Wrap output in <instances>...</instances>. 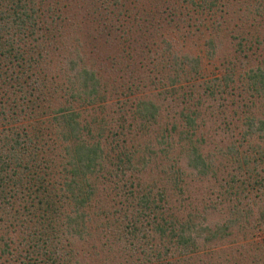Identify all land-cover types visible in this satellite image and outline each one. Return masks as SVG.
<instances>
[{"label": "trees", "instance_id": "1", "mask_svg": "<svg viewBox=\"0 0 264 264\" xmlns=\"http://www.w3.org/2000/svg\"><path fill=\"white\" fill-rule=\"evenodd\" d=\"M124 17L144 33L162 27L144 61L165 79L156 96L133 81L118 89L85 50L115 43L131 27ZM180 29L199 33L204 57L225 42V65L208 74L202 56L178 54ZM196 85L241 113L245 139L264 131V110L253 111L264 96V0H0V264H92L101 251L124 252L123 264H236L238 253L239 264H264V146L228 144L230 164L217 170L202 151ZM184 168L219 202L190 199ZM218 204L224 218L205 221Z\"/></svg>", "mask_w": 264, "mask_h": 264}, {"label": "rangeland", "instance_id": "2", "mask_svg": "<svg viewBox=\"0 0 264 264\" xmlns=\"http://www.w3.org/2000/svg\"><path fill=\"white\" fill-rule=\"evenodd\" d=\"M122 20L125 26H127L126 24L130 23L129 25L131 27H128L127 32L126 30L121 32L119 38L118 39L116 38V40L114 41L115 43L108 44L106 42H101V46H99L98 42L97 43L90 42L88 43L87 46H85V50H90L91 53L89 54H93L94 57H98V62H99L98 66H100L99 68H100L101 73L103 75H107L109 79H113L114 83L112 85H116L118 89L122 88V86H124V83L128 81H133L134 83L137 84L138 87L141 88L142 94L156 96V93L163 89L160 82L165 79L162 77L163 76L162 72L149 68L152 59L150 60L148 64L144 61H146V57L148 54L147 49L150 47V50H151L152 47H154L155 45H158L160 34L162 32L161 31L162 27L157 28L156 30L157 33L153 35L155 30H150L147 32L145 31L144 33V31H142V27L139 29L135 25V23L131 22L132 20L127 21L125 17ZM123 28L125 29V27ZM123 28H122V25L121 27H119V29L121 30ZM174 31L172 32L174 38L171 41V43L173 44V49L178 54H183L184 52L189 55L198 54L199 56H202L201 63L202 65L205 66L206 72H208V74H209V71L214 72L215 70H217V68H221L222 66L225 65V62H226L225 58L228 57L227 52H226L227 47L225 46V42L222 43L219 46V48H217V51L215 52L214 57H211V58L204 57V50L200 48L201 36L197 35L198 32L188 33L186 32L185 29H180V31L175 32L174 34ZM85 39H87V37ZM115 56L121 62L119 64L121 66L124 64L130 63L131 66L133 67L132 71L131 72L125 71L122 68L120 69L118 64L110 63V61H112V58L113 60L116 59ZM142 58L144 59L142 60ZM214 64H218L216 65L217 67H214ZM113 66L117 68L113 69ZM128 72H130V74H128ZM199 77L201 76H195V77L189 76L187 79L194 80L197 82ZM181 80H184V79L181 78ZM142 82H145V84L142 85ZM187 83H190V82L188 81ZM197 86L198 85H196V87ZM166 87L167 85H164V88ZM200 87L201 85L197 87L196 91L198 92V95L203 101V104L206 105V107L204 108L206 110L203 109L204 112L202 114L204 118V123L202 126H200L202 135L205 138V141L203 142V145H202L203 146L202 151L208 152L214 166L218 168L217 170H225V167L227 166H225L224 169H219V167L223 166V164L225 165L230 164V158H228V154L226 153V146L228 144H233L235 148H237V150L245 148L246 145H248V141L250 142V144L258 142L260 145L264 146V131L261 132L259 136L250 137L249 140L245 139V137H243L242 130H241L242 128L241 113L233 112L231 102L227 101L226 99H220V98H217L216 96H214L215 98L211 99V96H208L206 93H204ZM136 92L137 91H135V93ZM114 95L115 94L113 93L112 96H109L111 97V99H114V100L110 99L109 102L105 103L104 105L105 108L103 109L102 113H105L106 116H109L111 114L112 112L111 107L115 109L118 106V104L115 103V99L119 100L118 103H120V99L118 98L120 97L124 98V97L131 96L127 92L122 93L121 95H116V97H113ZM224 95L229 96L227 93H224ZM160 96H162V98L159 102L164 108L165 105L167 104V101H166L167 98L165 97L166 94L162 92ZM159 99L160 97L159 98L157 97V100ZM256 103L257 105L253 111H254V114H257L258 116L260 115L259 111H262L261 109L264 110V96L257 98ZM167 108L163 109L162 113H164L166 118L169 119V115L166 114ZM113 116H116L115 112L113 113ZM114 123L115 121L108 120L107 125H109L108 127L111 128L110 130L115 129V127H113ZM103 134L104 136H106L108 141L109 139L112 140V135L109 129L105 130ZM128 144L129 142L127 143V145ZM156 164H158V166L156 168L151 166V169L149 171L150 174H154L152 176H155V175L158 176L159 167L161 166L160 165L161 163H156ZM188 172H190L189 169L184 168V173L188 174ZM188 175L189 176L186 177V181H188L186 193L189 194L190 199H193L195 201H200L202 203L209 202L210 200L212 201L215 200L216 202H219L220 196L217 194V190L211 187V182L205 181V179L203 178L197 179L191 173ZM246 200L247 199L244 198V201L240 204L243 206L242 208L245 207L244 204L246 203ZM222 208H223V205L218 204L217 208L211 209L208 212L207 218L205 221L207 222L221 221L225 216L222 213L223 211ZM254 215H255V209L253 210V213L249 215L251 218H249L245 223V226L247 228L254 227V223H255ZM250 230L253 231L254 229H250ZM254 231H257V230H254ZM95 237L96 236L93 237L94 247H91L90 249L96 248L98 242L101 240V238L96 239ZM230 244L231 245L228 246L230 252L233 250V248L239 250V252H243L239 249V247H235L236 244L234 245V247L232 246V243ZM220 246L223 249L226 248L224 247L223 243L221 245H218L217 247L220 248ZM123 253L124 252H122L121 255L117 254L116 256L113 257V255H110V253L105 254L104 252L101 251L99 252V256H96L93 259L95 263L93 262L92 264H123V261H120L122 256H126V254H123ZM238 254H237V259H234L236 264H239V262L243 260V256L240 260H238Z\"/></svg>", "mask_w": 264, "mask_h": 264}]
</instances>
